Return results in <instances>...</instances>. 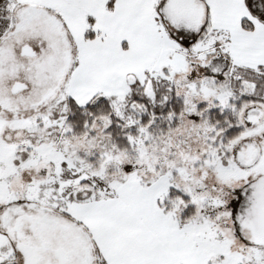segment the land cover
<instances>
[{
  "label": "snow or ice",
  "instance_id": "obj_1",
  "mask_svg": "<svg viewBox=\"0 0 264 264\" xmlns=\"http://www.w3.org/2000/svg\"><path fill=\"white\" fill-rule=\"evenodd\" d=\"M0 264H264V0H0Z\"/></svg>",
  "mask_w": 264,
  "mask_h": 264
}]
</instances>
